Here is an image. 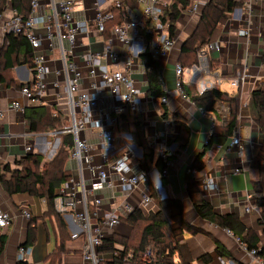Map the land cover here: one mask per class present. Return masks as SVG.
I'll use <instances>...</instances> for the list:
<instances>
[{"label": "crops", "instance_id": "obj_1", "mask_svg": "<svg viewBox=\"0 0 264 264\" xmlns=\"http://www.w3.org/2000/svg\"><path fill=\"white\" fill-rule=\"evenodd\" d=\"M198 1L201 3L198 14H190L185 11L178 18L175 25L174 48L166 58L159 60L164 80L165 103H162L159 99H152L146 96L147 85L145 77L142 76L144 70L140 66L134 68L132 77L136 82V87L144 95H142L144 98L141 96L142 101L138 111L142 113L144 118L143 125L149 145L157 157L158 146H173L174 151L172 163L165 175L167 184L162 185L160 177L158 178L155 174L148 177L152 186H155L158 182L161 184V189L157 192L160 199H179L183 205L185 220L200 230V232L195 234L184 232L178 238L181 243L188 247L192 256L191 264H264L262 258L250 257L241 248L240 243L232 233L200 219L186 195L184 185V178L189 165L199 153H203L202 162L204 167L193 174L203 197L217 213L236 214L246 227L255 231L259 238V244L264 245V226L258 224L260 210L253 204V194L251 192L252 181L259 180L264 185V163L260 168V172L250 165L255 152L261 145L262 138L259 130L252 123L246 107L250 93L264 86V0H258L250 9L248 25L233 21L230 16L227 20L222 21L221 26L214 31L211 38L212 42L219 44L220 50L210 51L207 55L214 72L223 79V83L218 87V90L229 95L237 94L239 96L238 124L233 136H238L242 140L244 146L242 155H239L235 147L228 145L230 138L222 145L221 149H217V145H212L205 150L208 131L212 125H222L227 115L222 116L218 108L213 112H202L184 95L176 96L172 93L176 82L173 68L177 63L180 47L195 29L201 9L208 0ZM236 1L241 3L242 0ZM92 8L91 0H82L81 3L75 6L73 16L78 20L82 19L84 15L90 16ZM44 10V4H40L37 14H43ZM4 13L8 15V10H5ZM246 27L248 35H239L238 32L246 29ZM36 32L40 36L45 34L41 26L36 28ZM105 37H109V35L105 34ZM2 41L3 34L0 32V49ZM89 42V48L92 50L101 47L98 35L94 34ZM80 44L85 49L88 41L81 39ZM45 45L41 46V52L46 56L50 67V73L45 80L48 85L47 92L40 103L33 106L54 107L53 113L55 111L61 113L66 125L67 107L64 103L58 105L55 95L58 90L61 94H64L65 87V74L62 70L60 52L57 48L49 50L46 48L47 45ZM62 45L65 50L69 48L65 40L62 41ZM113 48L120 53L124 51V48L116 43L113 44ZM83 49L79 48L70 59L73 58L78 61L81 72L85 75L86 69L79 58ZM110 67L122 69L121 65L112 64L108 66V69ZM238 71H245L248 78L240 87L233 88L228 81ZM32 75V70H29L24 65L16 66L13 69L15 80L21 84L30 80ZM192 76L191 72L184 73L183 84L190 85L196 92V85L192 81ZM204 80H209V78L205 77ZM54 84H57L58 89ZM19 98L18 90H13L4 84H0V111L2 112L0 134L3 135L0 137V165L9 164L12 168L15 160L29 153L40 154L44 161L50 160L60 145V139L51 132L30 133L28 131L23 114L8 108V104L12 100ZM20 101L27 107V102L24 99L20 98ZM106 104L109 105V99L107 98L105 100ZM161 104H165L169 112L177 114L179 120L185 122L189 127L190 134L184 149L180 148L181 142L177 139L179 133L178 123L171 119L163 120L161 118ZM221 104L226 105L224 103ZM119 134L121 132L117 135ZM84 138L91 145L88 153L93 157V161L98 163L101 152L97 146L99 141L97 131L86 129ZM27 147L31 148L29 152H26ZM70 164V173L72 177H76L78 175L76 162L73 161ZM67 166L69 165L67 164ZM133 171H140L137 164L133 167ZM83 176L86 181L91 178V174L85 168V165ZM208 177L212 178L214 184V188L210 190L204 189L202 185V182ZM146 193L147 191L143 184H139L130 192H125L117 186L114 192L105 189L93 195L94 198L101 200L100 205L94 210L98 217L114 214L120 221L113 229L103 228L105 237L112 234L121 236L130 234L131 228L123 221V218L128 215V212L125 211V206H129L131 209L140 208L142 196ZM0 207L12 217L10 224L6 228L0 229V234H6L4 250L0 254V264H17V250L25 241L27 228L32 218L36 220L35 241L29 247V253L25 261L30 264H47L45 259L56 249L57 239L55 221L52 217L45 215L46 206L44 201L26 193L9 196L0 187ZM148 207L149 210H154L153 204ZM24 208L30 212V219L22 216L21 210ZM247 209L248 211H246ZM61 217L71 238V233L78 231V227L71 216L61 215ZM98 217L92 219L94 225L100 224ZM83 244L84 239L82 237L70 239L64 246L65 252L61 255L59 264H91V262L85 261L82 257ZM218 248L219 251H217ZM101 256L103 259L110 257L108 254ZM202 256L204 257L203 259L201 258ZM175 262H177V259H175Z\"/></svg>", "mask_w": 264, "mask_h": 264}, {"label": "built area", "instance_id": "obj_2", "mask_svg": "<svg viewBox=\"0 0 264 264\" xmlns=\"http://www.w3.org/2000/svg\"><path fill=\"white\" fill-rule=\"evenodd\" d=\"M81 1L31 0L30 10L25 19L16 15L15 11L7 6L0 13V32L3 35L5 33L21 34L32 48L33 75L19 90V96L27 102V107L38 105L47 92L48 85L45 80L50 73V67L46 56L41 52V46L46 44L49 50L59 49L62 70L65 74V87L64 94L58 90L55 95L58 105L64 103L67 107V124L62 129L51 133L59 139L61 135L66 134L72 137L73 145L68 151L66 168L70 172V162H76L78 175L71 176L70 180L57 190L54 208L58 214L73 218L78 231L71 233V239L82 237L84 239L81 250L83 259L91 264H98L103 259L97 252L105 237L103 228L113 229L120 221L114 214L98 217L94 210L100 205L101 200L94 198L93 195L105 189L114 192L117 186L125 192H130L144 182V173L141 170L134 172L133 167L138 163L132 162L142 158L141 150L135 146L130 134L116 135L114 133L121 114L126 109L138 111L142 101L143 93L136 87L132 77L134 68L142 67L137 63V59L145 52L156 60L166 58L174 48L175 40L174 37L169 36L166 27L160 21L163 9L168 5L169 0H137L138 7L142 10L141 14H138L136 10L125 9L124 18L128 17L129 20L121 25H114L110 29L109 37H105L106 25L113 20L112 8H121L120 0H91L93 8L90 16L84 15L78 20L74 18L73 12L75 6ZM257 2L258 0H242L241 5L232 11L230 18L248 25L250 9ZM40 4H44L45 8L41 15L37 14ZM200 6L201 3L198 0H191L186 11L190 14H198ZM5 10H8V15H5ZM40 26L45 32L43 36L36 32V28ZM238 33L247 36V27ZM94 34L100 37L101 47L92 50L89 48V40ZM81 39L88 41V44L84 45L85 49L80 44ZM63 40L67 42L69 47L67 50L63 48ZM114 43L124 48V51L122 53L115 51ZM79 48L83 49L79 58L86 69L85 75L82 74L78 61L70 59ZM219 50V44L211 41L198 53L197 65L183 68L176 63L173 68L176 78L173 95L183 96V75L189 72L193 75L192 81L196 85L199 96L218 89L223 79L219 74L210 71L207 55L210 51ZM112 64L121 65L122 69L111 67L108 69V66ZM142 76L145 77L144 71ZM205 77L209 80H204ZM247 78L245 71H238L228 82L231 87L238 88ZM54 86L58 89L57 84ZM20 98L12 100L8 108L23 114L26 106ZM106 98L109 99V105H105ZM159 100L162 103L166 101L165 97ZM215 108L219 109L222 116L228 113L227 106L219 102L215 103ZM53 114L55 116L56 111ZM213 127L212 125L208 131V137L212 134ZM86 129L97 131L99 138L97 146L101 152L98 163L94 162L93 157L88 153L91 145L84 138ZM2 136L0 134V137ZM228 145L235 147L239 155L243 154L244 146L238 136L230 137ZM216 148L221 149L222 145H217ZM30 150V147L26 148V152ZM157 154L165 164L162 174L166 175L174 155L173 146H158ZM84 165L91 174L89 181H86L83 176ZM187 172L193 175L195 170H187ZM153 174L160 177L155 168L149 172L148 176ZM202 185L204 189L214 188L210 177L206 178ZM153 188L157 193L161 189V184L158 182ZM150 204L152 201L146 193L142 196L140 208L147 212ZM125 209L128 213L132 211L127 205ZM21 213L26 219L31 218L27 209H22ZM96 217L99 219L98 225L92 223V219ZM11 220L10 214L0 207V229L6 228ZM238 242L250 257H256L257 250H249L239 240ZM17 253L18 261H24L29 248L19 246Z\"/></svg>", "mask_w": 264, "mask_h": 264}, {"label": "trees", "instance_id": "obj_3", "mask_svg": "<svg viewBox=\"0 0 264 264\" xmlns=\"http://www.w3.org/2000/svg\"><path fill=\"white\" fill-rule=\"evenodd\" d=\"M31 0H0V13L8 5L15 14L25 19L30 10ZM121 8H112L113 20L106 25V35L114 25H121L128 21L125 9L135 11L138 9L137 0H120ZM241 3L236 0H208L201 9L199 19L191 35L180 47L177 64L183 68H189L198 64V53L211 42L212 35L222 21L229 18L232 11ZM190 6V0H169L163 9L160 18L166 27L170 37H174L176 22L180 15ZM123 9V11H122ZM147 38V37H146ZM137 63L141 65L145 73L147 85L146 96L152 99L165 97L164 80L159 60L152 58L148 53L141 54ZM24 65L33 70V51L26 38L19 34L5 33L0 49V84L13 90H20L24 84L18 83L13 76L16 66ZM211 72L214 71L211 61L208 60ZM183 95L202 112L216 110L215 103L221 102L227 105L228 114L222 125L213 127L212 134L208 137L204 149L212 145H223L233 136L238 124L240 109L239 96L229 95L218 89L212 90L204 96H199L190 85H182ZM248 115L261 134V145L255 152L250 165L260 172L264 163V86L253 90L246 104ZM54 107L31 106L23 112L25 125L30 133H47L62 129L65 119L62 114L56 112ZM161 118L173 120L179 125L177 139L181 142V149L187 144L190 134L189 127L180 121L177 114L168 111L165 104H161ZM143 115L139 111L126 109L121 114L114 133H128L131 135L135 146L142 151L140 160H132L138 163L144 173L143 186L147 191L154 210L147 212L141 208H133L123 221L131 228L128 236L112 234L102 239L97 252L100 255L108 254L110 257L101 259L98 264H191L192 256L188 247L178 238L184 232L197 233L200 230L184 218L182 202L179 199H160L153 188L148 174L155 168L161 177L162 185H166V177L162 174L165 164L155 155L145 135ZM72 137L68 134L60 136V145L55 155L44 161L40 154L29 153L14 161V167L9 164L0 165V187L7 195L26 193L44 201L45 215L52 217L56 224V249L46 257L47 264H59L61 255L65 252L64 246L71 239L66 225L55 211L54 199L57 190L71 178V173L66 168L68 151L72 147ZM203 153H199L189 165L188 170L200 171L204 167ZM174 156H172L173 158ZM186 195L196 215L218 228L232 233L243 243L247 249H255L256 257L264 262V245L259 244L258 235L251 228L246 227L234 213L219 214L212 205L205 200L199 189V184L189 172L184 178ZM253 204L260 210L259 225L264 226V185L261 181L251 182ZM35 222L30 219L23 248H29L35 241ZM6 234H0V254L4 250ZM219 251V248L218 250ZM204 258L203 256L201 257ZM177 259V262H175ZM17 264H30L18 261Z\"/></svg>", "mask_w": 264, "mask_h": 264}, {"label": "rangeland", "instance_id": "obj_4", "mask_svg": "<svg viewBox=\"0 0 264 264\" xmlns=\"http://www.w3.org/2000/svg\"><path fill=\"white\" fill-rule=\"evenodd\" d=\"M136 11H137L138 14H141V12H142V10H141L140 7H138V9H137ZM186 39H187V38H186ZM186 39H185V40H186ZM185 40H184V41H185ZM184 41H183V42H184ZM182 44H183V43H182ZM143 96H144V95H143ZM143 96H142V98H144Z\"/></svg>", "mask_w": 264, "mask_h": 264}]
</instances>
